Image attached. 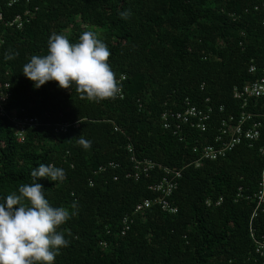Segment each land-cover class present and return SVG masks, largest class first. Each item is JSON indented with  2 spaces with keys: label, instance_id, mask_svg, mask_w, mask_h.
I'll list each match as a JSON object with an SVG mask.
<instances>
[{
  "label": "trees",
  "instance_id": "16d2710c",
  "mask_svg": "<svg viewBox=\"0 0 264 264\" xmlns=\"http://www.w3.org/2000/svg\"><path fill=\"white\" fill-rule=\"evenodd\" d=\"M11 1L0 0V85L9 84L7 114L0 115V202L31 184L39 164L64 170L63 180L37 181L50 206L71 216L57 229L69 244L54 264H264L251 237L264 236V201L255 196L264 138L199 167L193 151L213 143L221 118L240 112L232 91L255 78L249 65L264 66V0ZM17 15L21 28L9 24ZM89 27L101 29L111 53L116 97L81 100L74 84L66 90L55 81L35 88L23 74L31 57L48 54L53 33L77 43ZM187 101L212 107L207 130L164 129L162 113L182 111ZM12 110L38 119L22 141ZM247 110L263 113L264 99H251ZM257 118L264 129V118ZM81 135L91 141L88 149L77 143ZM132 156L155 166L138 179L127 177ZM165 168L181 172L167 197L176 213L157 204L134 213L139 202L157 197L149 186L168 176ZM126 215L133 222L121 235Z\"/></svg>",
  "mask_w": 264,
  "mask_h": 264
},
{
  "label": "clouds",
  "instance_id": "9594fccd",
  "mask_svg": "<svg viewBox=\"0 0 264 264\" xmlns=\"http://www.w3.org/2000/svg\"><path fill=\"white\" fill-rule=\"evenodd\" d=\"M121 16L127 19L129 13ZM110 56L107 45L94 31H84L77 43L70 42L64 34L53 33L48 54L32 56L24 65L23 74L37 89L55 81L66 90L74 84L81 100L114 99L120 87L108 63ZM13 58L5 53L6 60ZM76 140L85 149L91 146V141L82 135ZM30 175L31 184L20 185L18 194L13 191L0 202V264H54L60 249L69 244L57 231L71 218L69 210L50 206L43 186L37 182L42 178L63 180L64 170L39 164Z\"/></svg>",
  "mask_w": 264,
  "mask_h": 264
},
{
  "label": "built area",
  "instance_id": "2783aa9c",
  "mask_svg": "<svg viewBox=\"0 0 264 264\" xmlns=\"http://www.w3.org/2000/svg\"><path fill=\"white\" fill-rule=\"evenodd\" d=\"M16 0H12L15 2ZM264 6V1H263ZM2 18L0 14V19ZM16 23L17 28L23 26V20L20 15H17L12 22L9 24ZM248 72L255 75V78L242 86H235L233 88L232 94L233 98L238 100L240 112L237 115L230 114L226 117L220 119L219 124L214 133L213 143L205 145L201 149L195 147L194 152H199L200 156L196 161H194L195 167H199L203 160H216L221 157H225L227 153L233 150V148L245 142L249 146H252L255 142L260 141L264 138L263 123L261 120H256L255 117H263L264 112H254L247 110L249 101L251 99H264V66H258L256 64H250ZM3 87V89H2ZM9 84L5 83L4 86L0 85V115L4 116L7 111L2 106V103L6 101L8 97ZM220 111H223V106H220ZM212 107H207L206 109L198 108L197 106L186 102V108L182 111H164L161 115L163 120V127L166 130H171L173 133L181 130L182 125L189 124L191 127L199 129L201 131H206L208 128V122L211 118ZM15 110L11 111L9 119L15 123L17 127V136L19 140H23V133L26 126H36L38 125V119L36 117H17L13 114ZM68 124L59 127V130L65 131ZM58 129H56L57 131ZM131 151V147H129ZM261 156L264 158V144L259 148ZM131 162L133 165V170L126 174L127 177H133L138 179L141 174L147 175L150 170H152L155 164L150 160L139 161L134 156L131 157ZM107 167L115 168L118 164L114 162H109ZM102 165L99 167V171L106 168ZM165 173L168 176H162L161 179L153 182L149 188L157 193V197L154 200H144L139 202L134 209V213L143 212L148 209L151 205L157 204L160 208L168 213H176L177 208L173 206L167 197L171 195L172 191L177 188L176 179L180 177L181 172L178 170H170L165 168ZM116 179V177H115ZM92 184V182H90ZM242 195V188L238 189L237 196ZM258 204L264 201V167L261 172V178L255 192ZM221 198L215 202L216 205L220 204ZM207 205L211 204L208 200ZM133 218L131 215H126L122 218V228L121 235H125L126 232L131 228ZM253 242L255 244V253L261 257H264V236L257 237L253 233L251 234Z\"/></svg>",
  "mask_w": 264,
  "mask_h": 264
},
{
  "label": "rangeland",
  "instance_id": "374dc122",
  "mask_svg": "<svg viewBox=\"0 0 264 264\" xmlns=\"http://www.w3.org/2000/svg\"><path fill=\"white\" fill-rule=\"evenodd\" d=\"M89 28L91 31H94L97 35H99L101 32V29L98 27H89Z\"/></svg>",
  "mask_w": 264,
  "mask_h": 264
}]
</instances>
